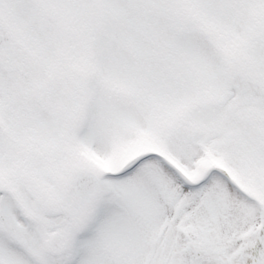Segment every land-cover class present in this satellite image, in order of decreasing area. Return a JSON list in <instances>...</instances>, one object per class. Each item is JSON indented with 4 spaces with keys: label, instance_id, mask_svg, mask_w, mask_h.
Segmentation results:
<instances>
[{
    "label": "snow or ice",
    "instance_id": "1",
    "mask_svg": "<svg viewBox=\"0 0 264 264\" xmlns=\"http://www.w3.org/2000/svg\"><path fill=\"white\" fill-rule=\"evenodd\" d=\"M0 264H264V0H0Z\"/></svg>",
    "mask_w": 264,
    "mask_h": 264
}]
</instances>
